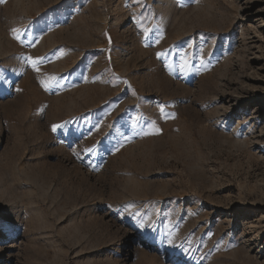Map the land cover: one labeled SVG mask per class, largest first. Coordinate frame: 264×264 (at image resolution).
<instances>
[{
  "label": "rangeland",
  "instance_id": "obj_1",
  "mask_svg": "<svg viewBox=\"0 0 264 264\" xmlns=\"http://www.w3.org/2000/svg\"><path fill=\"white\" fill-rule=\"evenodd\" d=\"M0 264H264V0H0Z\"/></svg>",
  "mask_w": 264,
  "mask_h": 264
},
{
  "label": "snow or ice",
  "instance_id": "obj_2",
  "mask_svg": "<svg viewBox=\"0 0 264 264\" xmlns=\"http://www.w3.org/2000/svg\"><path fill=\"white\" fill-rule=\"evenodd\" d=\"M14 32H18V30H13ZM17 38H19L18 36H17ZM28 60H30L31 61V63H32V66L37 70V71H39V68L37 67V64H38V61L37 60H33L31 57H28ZM185 63H186V61H185ZM161 111H163V108L161 109ZM60 127H62L61 125H54L53 126V131L55 132L58 128H60ZM141 227H143V225H141ZM171 243V242H170Z\"/></svg>",
  "mask_w": 264,
  "mask_h": 264
},
{
  "label": "bare ground",
  "instance_id": "obj_3",
  "mask_svg": "<svg viewBox=\"0 0 264 264\" xmlns=\"http://www.w3.org/2000/svg\"><path fill=\"white\" fill-rule=\"evenodd\" d=\"M137 249V248H136ZM134 254V252L132 253V255Z\"/></svg>",
  "mask_w": 264,
  "mask_h": 264
}]
</instances>
